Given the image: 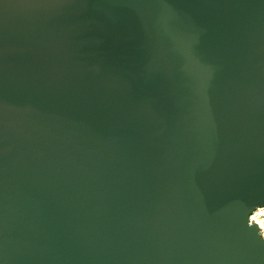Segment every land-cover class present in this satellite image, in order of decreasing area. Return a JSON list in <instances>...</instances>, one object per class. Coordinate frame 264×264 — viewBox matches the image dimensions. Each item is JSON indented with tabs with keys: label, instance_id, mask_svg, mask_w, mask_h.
<instances>
[{
	"label": "water",
	"instance_id": "water-1",
	"mask_svg": "<svg viewBox=\"0 0 264 264\" xmlns=\"http://www.w3.org/2000/svg\"><path fill=\"white\" fill-rule=\"evenodd\" d=\"M264 0H0V264H264Z\"/></svg>",
	"mask_w": 264,
	"mask_h": 264
},
{
	"label": "built area",
	"instance_id": "built-area-1",
	"mask_svg": "<svg viewBox=\"0 0 264 264\" xmlns=\"http://www.w3.org/2000/svg\"><path fill=\"white\" fill-rule=\"evenodd\" d=\"M250 223L256 224L264 239V206L255 208L248 216Z\"/></svg>",
	"mask_w": 264,
	"mask_h": 264
}]
</instances>
